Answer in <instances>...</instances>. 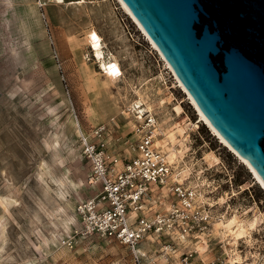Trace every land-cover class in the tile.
<instances>
[{"label":"rangeland","instance_id":"1","mask_svg":"<svg viewBox=\"0 0 264 264\" xmlns=\"http://www.w3.org/2000/svg\"><path fill=\"white\" fill-rule=\"evenodd\" d=\"M75 1L0 0V264H134L113 240L97 239L87 250L62 245L78 228L76 206L96 194L81 134L106 125L108 151L123 154L131 103L155 114L158 145L212 217L211 235L178 253L198 247L209 261L235 253L243 239L250 262L264 264V188L254 174L200 121L119 0ZM92 32L116 71L101 70L88 44ZM167 191L160 211L175 200ZM146 246L156 264H180L171 252L161 259L154 239Z\"/></svg>","mask_w":264,"mask_h":264},{"label":"built area","instance_id":"2","mask_svg":"<svg viewBox=\"0 0 264 264\" xmlns=\"http://www.w3.org/2000/svg\"><path fill=\"white\" fill-rule=\"evenodd\" d=\"M142 106L131 103L125 109L132 132L123 141V154L108 151L106 125L81 134L82 154L91 167L88 184L96 194L76 206L78 228L62 238V245L87 250L97 239L113 240L129 249L134 264H156L146 250V242L154 239L162 244L161 259L166 261L174 258L171 252L180 264H253L243 239L234 243L235 253L209 261L201 258L198 247L178 253L176 247L197 246L211 235L212 217L188 179L175 174L174 163L158 145L157 117ZM166 188L175 200L160 211L157 206L168 198Z\"/></svg>","mask_w":264,"mask_h":264},{"label":"water","instance_id":"3","mask_svg":"<svg viewBox=\"0 0 264 264\" xmlns=\"http://www.w3.org/2000/svg\"><path fill=\"white\" fill-rule=\"evenodd\" d=\"M264 183V0H122Z\"/></svg>","mask_w":264,"mask_h":264},{"label":"bare ground","instance_id":"4","mask_svg":"<svg viewBox=\"0 0 264 264\" xmlns=\"http://www.w3.org/2000/svg\"><path fill=\"white\" fill-rule=\"evenodd\" d=\"M57 2L59 3H63L64 0H57ZM85 0H77L75 1V3L81 4L84 3ZM120 4L122 5L123 9L125 10V12L128 14V16L133 20V22L139 27V29L143 32V34L147 37V39L149 40V42L153 45V47L155 48V50L160 54V56L162 57V59L166 62L168 68L173 72L174 76L176 77L177 81L179 82V86L189 95L190 99L192 100V103L195 105V107L197 108L199 115H200V121L205 123L206 125L209 126V128H211V130L213 131L214 135L220 140L221 144H223L226 148L229 149L230 152H232L234 155H236L243 164H245L250 171L254 174V176L256 177L258 183L264 188V183L259 179V177L256 175L255 171L253 170L252 166L250 165V163L248 161H246L242 156H240L218 133L217 131L210 125V123L207 121V119L205 118V116L202 114V112L199 110V108L196 106L195 102L193 101V99L191 98L190 94L187 92V90L183 87L181 81L178 79V77L176 76V74L174 73V71L172 70V68L170 67V65L168 64V62L166 61V59L164 58V56L162 55V53L157 49V47L154 45V43L150 40V38L148 37V35L146 34V32L143 30V28L141 27V25L139 24V22L137 21V19L134 17V15L129 11V9L127 8V6L124 4V2L122 0H119ZM101 37L98 35V33L96 32H92L90 34L89 37V47L92 49V51L94 52L95 58L100 62L101 64V70L104 72H112V71H116L119 66L117 63H109L106 59V55L104 53V47L102 45L101 42ZM179 107V106H178ZM236 220H232L231 223H235ZM243 231V229H242ZM234 232V231H233ZM245 232V230H244ZM245 234V233H244Z\"/></svg>","mask_w":264,"mask_h":264},{"label":"trees","instance_id":"5","mask_svg":"<svg viewBox=\"0 0 264 264\" xmlns=\"http://www.w3.org/2000/svg\"><path fill=\"white\" fill-rule=\"evenodd\" d=\"M77 1V0H76ZM202 132H205L206 136L208 135V131L205 129L204 126L200 127ZM249 176V175H248ZM242 182H239L238 185H241Z\"/></svg>","mask_w":264,"mask_h":264}]
</instances>
